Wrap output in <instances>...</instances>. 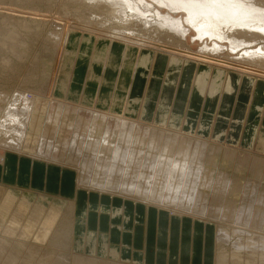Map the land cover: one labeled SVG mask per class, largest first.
<instances>
[{
	"label": "bare ground",
	"instance_id": "obj_1",
	"mask_svg": "<svg viewBox=\"0 0 264 264\" xmlns=\"http://www.w3.org/2000/svg\"><path fill=\"white\" fill-rule=\"evenodd\" d=\"M81 1L95 12L78 10L77 26L57 24L56 46L43 61L46 85L0 87L1 157L30 155L56 183L69 175L56 165L78 170L85 187L122 198L124 207H102V227L108 213L123 219L111 227L114 241L120 231L129 240L131 197L149 219L173 218L206 242L203 264L206 252L209 264H264V0ZM70 67L66 88L56 72ZM86 97L94 112L74 103ZM5 204L6 213L16 205L7 237L74 246V203L41 196L29 207L14 198ZM186 242L180 258L191 250ZM17 261L11 255L2 263Z\"/></svg>",
	"mask_w": 264,
	"mask_h": 264
},
{
	"label": "rangeland",
	"instance_id": "obj_2",
	"mask_svg": "<svg viewBox=\"0 0 264 264\" xmlns=\"http://www.w3.org/2000/svg\"><path fill=\"white\" fill-rule=\"evenodd\" d=\"M82 3L83 2L81 0H64L62 2L60 0H0V87H4L8 90L15 89L28 92L29 87H34L38 84L39 87L42 88L46 85V82H42V78H44L43 75L46 72L43 61L46 63L51 50H53V48L56 46L55 41H52L53 35L51 34L54 29H61V26H57L58 23L63 24L64 26L76 25V20H71L74 19L75 15H79V12H95L89 10L88 8H83L81 6ZM70 22L73 24H70ZM83 24L91 26V22H83ZM10 37L13 41L9 40ZM74 71L75 69L70 67L66 68L65 70L62 69L60 75L58 74L59 71L56 72L57 76H65L67 78L66 82L64 83L66 88L72 85L70 80L74 75ZM32 82H34L36 85H32ZM52 95L53 97L57 96L55 93H52ZM75 99H77V97ZM74 103H81L82 105L89 107V109H93L91 108L92 106L89 105L90 100L87 97L83 100L75 101ZM94 111L95 110L93 109L92 112ZM1 144L2 143L0 142V147ZM1 154L2 149H0V241L3 240V243L0 242V264H3L2 262L11 255L17 257L18 261L16 264H29V260L32 261L31 264H38V262L40 264L42 261H45L44 264L47 262L49 264H55V262L59 260L63 261L64 264H134L136 262L132 261L133 259L137 260L138 263L141 262L140 264L144 263L143 259L139 258L138 255L134 256L132 251L129 250V245H127L125 241L123 242L121 239L123 236L120 237V235L123 234L121 231L118 232L119 239L115 241L112 240L111 233L114 230H111L112 225H119V223L122 224L123 219L116 220L114 217L111 218V213H108L107 215L103 216V219L106 220L105 226L102 227L100 225V220H102V207L105 205L111 206L113 204L124 207L125 202L122 198L93 192L92 188L85 187L88 185L87 183L83 184V182L78 180V170H70L68 168H64L62 165H56V170H58V173L62 174L64 172L69 173L67 180H64L60 183H54L52 177H49V180L46 178L44 172H46L47 169L44 170L43 168V176L41 181L40 183L36 182L37 168L34 166L30 155H19L11 151H7L5 157H1ZM8 156L9 159H5ZM23 158H28V160ZM13 161H15V164H13ZM8 168H12L13 171V173L10 175L5 173L6 169ZM71 171H73V175L70 173ZM23 175L24 181L26 183L33 180L36 183H34V185L41 184V186H44L40 188L33 186L32 188V186L29 184L26 185L25 183H21V179L19 180L18 178H15L16 176L23 177ZM11 177L13 179H11ZM51 181L54 183V185L51 187V189H49L46 184L51 186ZM67 184L69 185L68 187ZM81 185H84L85 189H83ZM65 187L67 188L63 189ZM79 190L83 191H80L81 194L79 196L77 214H75V206L77 204L76 196ZM25 193L31 194V200L24 201L22 194ZM41 196H49L53 200L60 198L65 202L74 203V207L71 208V212L76 217V229L74 232L73 247H66V249L59 245V247H54L49 242V239L52 237L47 238L45 241L37 242L38 245L34 244L36 242L35 235H33V238L31 236L30 240L25 238V242H20V237L18 235L7 237V224L9 223V218L11 220L12 211L16 210V205L11 204V207L7 210L8 213H6L4 212V209L8 207L5 204L6 201L11 199L13 200L14 198V203H23V205H27V207H29L33 206L34 203L36 204L37 199ZM129 198V201L127 202V209L128 211L130 209L134 214L131 221L133 226L136 219H139L141 216L139 212L140 210L137 211L138 206H140V208L143 207L142 205L136 204L134 200H131V197ZM144 210H146V207H144ZM29 211L23 215H27ZM136 212L137 216L140 214L139 217H136ZM61 217L62 216L60 215L57 220H59ZM153 217V226H158L160 221L159 216L154 215ZM168 219L172 221L173 218ZM173 220L175 221V219ZM58 223L59 221L56 223L57 226ZM61 225H63V223ZM17 226L20 227V225ZM129 231L132 232V230ZM90 232H93V234H90ZM100 235L105 237L106 241L104 243L101 242L102 238L100 240L101 243L99 242ZM5 237L7 240L3 239ZM88 237H91V239L88 240ZM123 238L126 239L125 237ZM188 238H190V236ZM58 243L62 244L59 242V240ZM77 243H81L83 245L81 249L77 248ZM131 243L133 245V242ZM131 243L129 244L131 245ZM202 244L203 251L205 252L204 246L206 245V242H202ZM14 246L16 247L14 248ZM131 247L134 248V246ZM29 248H34L36 252H34V254L32 253L31 255ZM182 250L183 248L181 244L179 247L180 254L179 257H177L178 260L181 256ZM84 255H86V257ZM88 258L93 259L89 260ZM202 259L204 260L203 256ZM255 262V264H261L262 261L257 260Z\"/></svg>",
	"mask_w": 264,
	"mask_h": 264
},
{
	"label": "crops",
	"instance_id": "obj_3",
	"mask_svg": "<svg viewBox=\"0 0 264 264\" xmlns=\"http://www.w3.org/2000/svg\"><path fill=\"white\" fill-rule=\"evenodd\" d=\"M23 159L28 160V158H23ZM29 161H31V160H29ZM13 164H15V161H13ZM15 166H17V165H15ZM5 173L7 174V172H5ZM51 173H53V172H50V170L49 171L47 170L46 172H44V174L46 175L48 180H49V177L50 178L54 177V175H51ZM42 176H43V172H42L41 168L38 167L37 173H36V182L40 183ZM7 177H9V176H7ZM21 177L16 176L15 178H18L19 180L21 179V181H20L21 183H23V184L25 183L26 185L29 184L32 186V188H33V186L38 187V188L44 186V185L41 186V184L34 185L35 182L33 180L26 183L24 181V175L22 178ZM11 179H13V178L11 177ZM50 183H51V186L46 184V186L49 189H51V187H53L55 182L53 183L51 181ZM68 184H71V183H68ZM68 184H67V187L69 186ZM67 187H65L63 189H66ZM138 210H140L139 212H140L141 216L139 213L138 214L140 217L137 216V212H136V217H139V219L141 220L143 225L138 226V224H135L136 223L135 222L134 225L131 227V230L133 229V232H135L134 237L131 235L132 232L131 233L129 232V234L127 235L129 240L127 242L126 241L125 242L127 244L133 242V245L131 243V246H134V248L138 251L141 249H142L141 251L146 250V254H145L146 256L144 258H142V256L140 257V255H138V254H136L135 256L138 255L139 258L143 259L144 262L146 260H149V261L153 260L154 264L155 263L156 264H202V256L205 255V252L203 251V245L201 243L197 242L198 238H196V237H190V238L186 239V236L188 234H186V231H185L186 226L185 225L178 224V223H176V220L174 221L173 219L171 221L165 215L164 216L162 215V217L159 221V226H153V217H150V219H149V214H146L144 208H140V206H138L137 211ZM143 219H144V222H143ZM134 226H135V228H134ZM121 239H123V237H121ZM184 240L187 241L186 242L187 248H191V250H190L191 253L189 251V253H186V254L184 253V255H183V252H182V258L178 260L177 257H179V254H180L179 253V247L181 244H183L185 246ZM123 242H124V239H123ZM155 242H156V244H155ZM189 242H190V244H188ZM154 245H156V251L155 252H153L154 251ZM206 257H207V261L205 262V264L206 263L209 264V262H208L209 256H208L207 252H206Z\"/></svg>",
	"mask_w": 264,
	"mask_h": 264
}]
</instances>
